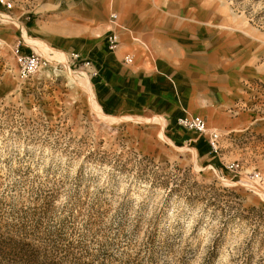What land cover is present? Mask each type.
<instances>
[{
	"label": "rangeland",
	"instance_id": "obj_1",
	"mask_svg": "<svg viewBox=\"0 0 264 264\" xmlns=\"http://www.w3.org/2000/svg\"><path fill=\"white\" fill-rule=\"evenodd\" d=\"M7 1L0 264H264V0ZM17 48L48 65L20 78ZM108 67L120 100L103 119ZM186 116L221 133L217 153Z\"/></svg>",
	"mask_w": 264,
	"mask_h": 264
},
{
	"label": "built area",
	"instance_id": "obj_2",
	"mask_svg": "<svg viewBox=\"0 0 264 264\" xmlns=\"http://www.w3.org/2000/svg\"><path fill=\"white\" fill-rule=\"evenodd\" d=\"M0 3L7 9L12 8V3L5 0H0ZM118 19L116 12H112L109 16L110 24L115 25ZM108 48L114 50L118 44V35L114 28L109 29V33L106 37ZM78 54L74 57L77 58ZM123 61L130 63L132 61L131 55L127 54L124 56ZM49 61L37 53H24L16 49V64L18 75L20 78L27 79L36 74L40 69L48 65ZM179 124L189 130L194 131L198 136H205L209 149L211 152L217 153L219 148V140L221 133L216 129L209 128L205 120L200 116L183 117L179 119Z\"/></svg>",
	"mask_w": 264,
	"mask_h": 264
},
{
	"label": "crops",
	"instance_id": "obj_3",
	"mask_svg": "<svg viewBox=\"0 0 264 264\" xmlns=\"http://www.w3.org/2000/svg\"><path fill=\"white\" fill-rule=\"evenodd\" d=\"M14 3H16V5H17V7L18 8H31L32 6H34V4H36V0H16V1H14ZM27 11V10H26ZM112 13V12H111ZM110 13V14H111ZM118 15V14H117ZM110 16V15H109ZM24 19H25V17H24ZM108 21H109V18H108ZM20 23H21V26H17V30H20V37L21 38H23L24 40H25V42H27L29 45H32L33 47H35V48H42L44 51H46V50H48V48H49V46H47L46 44H44L40 39H38V38H33V37H31L30 36V38L28 37V36H25V38L24 37H22V29H25V31H26V33H27V35H28V32H29V30H31V32H32V27H33V25L35 24V22H32V21H26V22H23L22 20H20ZM109 23H110V21H109ZM121 28V26L118 24V19H117V21H116V24L115 25H112V24H110V28L109 29H111V28H114L115 29V31H116V29L117 28ZM109 29H107V30H109ZM75 31V30H74ZM55 34H57V33H55ZM76 33H71V36L73 37H75L76 35H75ZM15 36H16V34H15ZM17 38H19V37H17ZM134 40H135V42H138V38H133ZM51 41V40H50ZM59 41L60 42H63L64 40L63 39H59ZM78 39H75V42L76 43H78ZM140 42V41H139ZM70 43V42H69ZM73 43V42H72ZM137 44H139V43H137ZM150 51V50H149ZM127 54H129V55H131V57H132V61H133V55L132 54H130V53H127ZM127 54H125V55H127ZM149 56H150V54H149ZM103 57V56H102ZM102 57H101V59H102ZM124 58V57H123ZM104 60V59H103ZM132 61L130 62V63H125V62H123V64L125 65V66H127V65H129V64H131L132 63ZM106 66V64L105 63H103L102 62V64H101V69H102V67L103 66ZM109 68V70H107L106 69V72H104L103 73V75H101L99 78H97L96 79V81H95V91L97 92V94L99 95V97H100V100L102 101L101 103H102V108H101V110L103 111L104 110V108L106 109V110H104L103 112L105 113V114H107V115H112L111 113H112V111L116 108V106H117V102L120 100V99H117V96L119 95L118 94V92H117V90H119L118 88L121 86V81H120V79L113 73V68L112 67H108ZM99 72H101V71H99ZM161 75V74H160ZM151 78V77H150ZM150 78H148V80H150ZM164 82L165 83H168V81H166L165 80V78H164ZM169 83H170V81H169ZM172 83H173V81H172ZM176 83V82H175ZM175 83H173V84H175ZM172 87H170V89H171ZM117 89V90H116ZM172 91V90H171ZM207 124V123H206ZM208 126V125H207ZM209 127V126H208ZM210 128V127H209ZM213 129V128H212ZM215 129V128H214ZM190 131H192V130H190ZM195 135H197L194 131H192ZM198 136V135H197ZM198 137H200V136H198ZM203 138H206L205 136H202V138L201 139H203ZM191 139H193V138H190L189 140H191ZM194 141L195 140H197V138H194L193 139ZM196 142V141H195ZM207 143V142H206ZM195 148H197L198 150H201L202 151V153H201V155H206L207 154V149L206 150H204V147L203 146H201L200 145V141H199V143L198 144H196L195 146H194ZM209 147V146H208ZM204 150V151H203ZM210 158H208L207 157V160H209Z\"/></svg>",
	"mask_w": 264,
	"mask_h": 264
},
{
	"label": "bare ground",
	"instance_id": "obj_4",
	"mask_svg": "<svg viewBox=\"0 0 264 264\" xmlns=\"http://www.w3.org/2000/svg\"><path fill=\"white\" fill-rule=\"evenodd\" d=\"M109 50H111V49H109ZM46 52V51H45ZM48 53V52H47ZM70 77V76H69ZM72 77V76H71ZM83 81H82V86H84L83 85ZM85 84V83H84ZM88 84V82L86 81V85ZM85 85V86H86ZM84 88H86V87H84ZM87 89L89 90V85H87ZM95 107V109L98 111V113H99V115L103 118V119H107L108 117H110V116H108V115H106V114H104L103 112H102V110L97 106V105H95L94 106ZM263 179V183H264V178H262Z\"/></svg>",
	"mask_w": 264,
	"mask_h": 264
}]
</instances>
